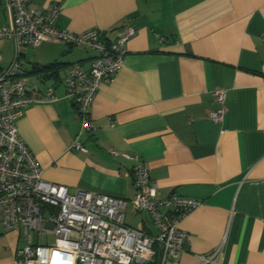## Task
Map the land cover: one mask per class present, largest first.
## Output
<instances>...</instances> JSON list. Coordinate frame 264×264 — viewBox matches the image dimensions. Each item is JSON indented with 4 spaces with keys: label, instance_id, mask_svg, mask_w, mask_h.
<instances>
[{
    "label": "crops",
    "instance_id": "obj_1",
    "mask_svg": "<svg viewBox=\"0 0 264 264\" xmlns=\"http://www.w3.org/2000/svg\"><path fill=\"white\" fill-rule=\"evenodd\" d=\"M8 2L0 0V28L11 23ZM54 6L62 30L116 37L135 27L136 34L113 80L100 85L93 130L82 135L64 80L75 63L89 69L94 52L54 41L20 50L29 93L53 87L56 97L17 122L44 180L130 200L138 158L157 200L200 202L179 222L191 239L180 264L213 253V264H264V0H29L43 12ZM0 55L1 72L14 58L13 40L0 42ZM54 62L62 64L55 71H34ZM217 89L226 90L218 123L209 118L219 108ZM78 135L86 152L72 147ZM128 211L139 217L137 227L156 231L147 214ZM24 244L0 223V264H15Z\"/></svg>",
    "mask_w": 264,
    "mask_h": 264
},
{
    "label": "built area",
    "instance_id": "obj_2",
    "mask_svg": "<svg viewBox=\"0 0 264 264\" xmlns=\"http://www.w3.org/2000/svg\"><path fill=\"white\" fill-rule=\"evenodd\" d=\"M8 7L11 23L0 28V42L13 40L15 55L0 72V223L7 232L19 231L25 240L16 251L15 264H62L58 254L68 255V264H148L154 259L157 264H180V255L191 239L179 222L199 206L198 200L178 195L157 200L149 168L138 158L132 168L135 193L130 200L85 190L70 192L64 185L44 180L40 164L17 129L18 120L30 106L56 100L53 87L39 96L29 93L19 59L22 48L54 41L94 52L89 69L75 63L64 80L65 98L75 106L82 135L92 132L91 105L100 85L111 82L121 68L126 43L136 28L126 27L116 37L100 30L75 34L57 27V6L43 12L30 8L29 0H9ZM225 92L213 91L219 108L209 118L217 123L226 111ZM79 135L72 147L86 152ZM128 205L136 213H146L156 231L127 226ZM35 232L53 234L54 242L35 244ZM199 258L200 264L215 262L214 253Z\"/></svg>",
    "mask_w": 264,
    "mask_h": 264
},
{
    "label": "rangeland",
    "instance_id": "obj_3",
    "mask_svg": "<svg viewBox=\"0 0 264 264\" xmlns=\"http://www.w3.org/2000/svg\"><path fill=\"white\" fill-rule=\"evenodd\" d=\"M140 214H146V213H140ZM138 221H139L138 216L131 215L130 211L127 212L126 218H125V223L127 226L131 228H138L137 227ZM54 239L55 237L53 234H42V233L40 234L37 232L33 234L34 243L39 244V245L51 244L54 242ZM57 256L59 257L60 254H58Z\"/></svg>",
    "mask_w": 264,
    "mask_h": 264
},
{
    "label": "trees",
    "instance_id": "obj_4",
    "mask_svg": "<svg viewBox=\"0 0 264 264\" xmlns=\"http://www.w3.org/2000/svg\"><path fill=\"white\" fill-rule=\"evenodd\" d=\"M62 64L61 63H57V62H54L50 65H47V66H44V67H41V68H38V67H35L34 71L38 74L40 73H46V72H50V71H55L57 70ZM148 264H157V259H154L153 262H150Z\"/></svg>",
    "mask_w": 264,
    "mask_h": 264
},
{
    "label": "bare ground",
    "instance_id": "obj_5",
    "mask_svg": "<svg viewBox=\"0 0 264 264\" xmlns=\"http://www.w3.org/2000/svg\"><path fill=\"white\" fill-rule=\"evenodd\" d=\"M59 257H61L60 259H61V263L62 264H68V261H69V256L68 255H65V254H60V256ZM58 257V258H59Z\"/></svg>",
    "mask_w": 264,
    "mask_h": 264
}]
</instances>
